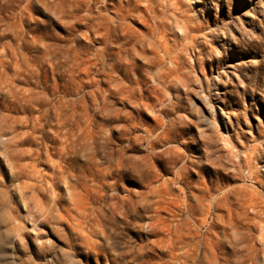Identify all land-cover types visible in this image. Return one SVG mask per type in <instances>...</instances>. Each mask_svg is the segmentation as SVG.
<instances>
[{"label": "rangeland", "instance_id": "rangeland-1", "mask_svg": "<svg viewBox=\"0 0 264 264\" xmlns=\"http://www.w3.org/2000/svg\"><path fill=\"white\" fill-rule=\"evenodd\" d=\"M114 1L0 0V264H264V0L166 7L177 84Z\"/></svg>", "mask_w": 264, "mask_h": 264}, {"label": "bare ground", "instance_id": "bare-ground-1", "mask_svg": "<svg viewBox=\"0 0 264 264\" xmlns=\"http://www.w3.org/2000/svg\"><path fill=\"white\" fill-rule=\"evenodd\" d=\"M126 1L127 2H124V0H117V1L112 2V4H113L112 11L119 18H121V20L122 19L124 20V19H127L128 17H131L130 19H133L135 22H139L140 24H142L146 28L145 36H141L140 34L139 35L135 34V36H134L133 46H130V47H132L133 54H135L134 56L135 57L139 56V57L144 58L145 62L149 66H151V68L152 67H155V68L158 67L159 71H160V77H158L159 79L161 78V79H163L164 82H167V83H176L177 84L178 82L183 80V77L181 74L180 62L177 63V67L175 69H173L174 68L173 66H171L172 68L170 66L164 67L163 66L164 65V58L159 53V51H160L159 48L167 52V51H169L170 47L172 46V45L170 46L171 42H170V38L168 36L169 34L167 33V31H169L168 29H170V27L168 28V24H170V23H168V22H167L168 24L166 23V19H164V17H166V16H164V13H165V10H167L166 7L171 8V6H173L175 9L179 10L177 2L175 0H126ZM170 8H169V11L174 14V21H175L176 25L179 27V30L182 31L183 35H187L189 33V31L190 30L192 31V29H193L192 25H190L189 20H187V18L182 16V15H177L174 12V10L172 8L171 9ZM106 10H109V0H102V11L104 12ZM168 14L169 13H167L166 15H168ZM170 15L171 14H169V16ZM110 18L105 13H103L101 16L103 53H105V51L107 50V44H108V40H109L108 34H109V26H110L108 24V22H109ZM112 21H114V20H112ZM173 40L175 42H177V41L179 42L178 38H175ZM172 44H174V43L172 42ZM175 44H177V43H175ZM256 198H259V197H256ZM253 200L254 199L252 198V201ZM261 200H264V199L262 198ZM250 205H251V203H250ZM210 206H212V205H210ZM262 211H264V210H262ZM257 212H259V211H257ZM261 214H262V212H261ZM261 214L257 213V216L261 215ZM262 219H263V217H262ZM260 224L263 225L262 222ZM6 246H7L6 241L4 239H1L0 247L3 249Z\"/></svg>", "mask_w": 264, "mask_h": 264}]
</instances>
